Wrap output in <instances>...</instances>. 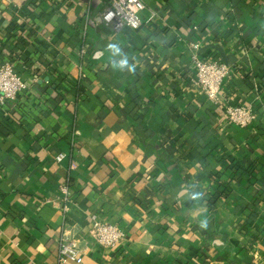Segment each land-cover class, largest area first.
Listing matches in <instances>:
<instances>
[{
	"label": "crops",
	"instance_id": "1",
	"mask_svg": "<svg viewBox=\"0 0 264 264\" xmlns=\"http://www.w3.org/2000/svg\"><path fill=\"white\" fill-rule=\"evenodd\" d=\"M142 1L156 20L116 33L109 0H0V63L28 86L0 104V264H60L64 236L81 264H264V0ZM190 44L230 68L225 102L195 84ZM94 219L126 233L117 251Z\"/></svg>",
	"mask_w": 264,
	"mask_h": 264
},
{
	"label": "built area",
	"instance_id": "2",
	"mask_svg": "<svg viewBox=\"0 0 264 264\" xmlns=\"http://www.w3.org/2000/svg\"><path fill=\"white\" fill-rule=\"evenodd\" d=\"M144 15L148 17V23L156 20L155 12L142 0H109L106 9L101 14V19L107 27L120 33L125 29L132 31L141 29L145 23ZM190 49L195 70L193 79L195 84L202 88L209 101L216 104L225 102L222 88L231 73L230 68L212 57H202L197 44H190ZM27 87V83L18 73L13 62L8 60L0 63L1 105L17 100ZM225 113L230 123L243 128L253 125L256 119L255 110L251 106H228ZM64 158L65 155L60 154L57 161L61 162ZM63 191L66 195L69 194L67 188ZM63 210L67 211V208L64 207ZM89 235L98 246L105 250L117 251L126 241V233L122 229L99 219L91 222ZM82 261L83 254L77 241L64 236L59 242V263L81 264Z\"/></svg>",
	"mask_w": 264,
	"mask_h": 264
},
{
	"label": "clouds",
	"instance_id": "3",
	"mask_svg": "<svg viewBox=\"0 0 264 264\" xmlns=\"http://www.w3.org/2000/svg\"><path fill=\"white\" fill-rule=\"evenodd\" d=\"M108 50L111 52L112 56H121V59L118 61H113L112 62V67L115 68H119L120 70H124L127 69L129 72H134L135 71V66L134 65H130L129 64V60L128 57L126 55H123L121 52L120 47L117 44H109L108 46ZM203 196L202 192H192L188 199H190L193 202H197L199 201ZM199 228L200 229H207L208 228V220L205 219H201L199 222Z\"/></svg>",
	"mask_w": 264,
	"mask_h": 264
}]
</instances>
